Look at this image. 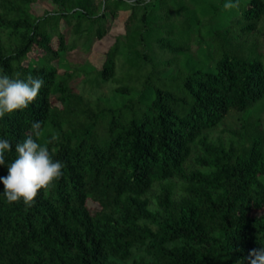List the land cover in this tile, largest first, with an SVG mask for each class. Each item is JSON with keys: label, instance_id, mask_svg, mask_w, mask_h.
Masks as SVG:
<instances>
[{"label": "trees", "instance_id": "1", "mask_svg": "<svg viewBox=\"0 0 264 264\" xmlns=\"http://www.w3.org/2000/svg\"><path fill=\"white\" fill-rule=\"evenodd\" d=\"M217 1L0 0V75L44 80L0 118V177L35 121L64 164L31 207L0 183V264H248L264 246V0ZM121 12L102 67L66 59ZM230 111L240 126L212 140Z\"/></svg>", "mask_w": 264, "mask_h": 264}, {"label": "clouds", "instance_id": "2", "mask_svg": "<svg viewBox=\"0 0 264 264\" xmlns=\"http://www.w3.org/2000/svg\"><path fill=\"white\" fill-rule=\"evenodd\" d=\"M238 7L232 0H225L223 8L232 10ZM44 85L40 77L29 75L26 80L0 75V118L29 107L38 98ZM43 122L31 124V131L23 141L15 144L16 157L7 166V176L0 177L3 184L2 195L8 203H19L31 207L38 194L47 192L62 176L64 164L54 160L49 145L57 141L58 136L41 143L44 133ZM13 150L7 139H0V166L5 165V154ZM248 264H264V246L250 249L245 258Z\"/></svg>", "mask_w": 264, "mask_h": 264}, {"label": "rangeland", "instance_id": "3", "mask_svg": "<svg viewBox=\"0 0 264 264\" xmlns=\"http://www.w3.org/2000/svg\"><path fill=\"white\" fill-rule=\"evenodd\" d=\"M214 3L220 5L217 0H215ZM45 9L55 10V6H53L51 3L48 2L39 3L34 6V10L38 15H40ZM128 15H129L128 12L120 13L119 17L114 20L110 28L109 34L103 40L94 43L89 55L84 56L82 53H78L75 51L68 53L66 59L68 61H72L75 64H82L85 67H88L89 65H94L98 68L102 67L104 61V55L106 54L110 45L115 41L114 38L118 35L125 34L126 32L125 21L128 18ZM222 17L223 16H221L219 20L216 22L217 25L222 23L221 22ZM179 20H182V16L179 17ZM258 40L261 45L264 44V36L258 37ZM103 91L108 92V88L107 87L104 88ZM239 117H240L239 113L235 111H230L219 126L209 129L206 132L209 134L212 140L216 142L222 141L223 143L228 144L232 138V134L227 131L237 129L240 126ZM259 117L264 125V109L259 113ZM199 154H200L199 147L194 145L192 149V155L190 159L187 161L186 166H189L190 168L196 166L194 160ZM178 186L179 185L177 184L175 188V198H177L181 194V191ZM157 189L158 186L155 187V190ZM151 208L152 209L155 208L154 203L151 204Z\"/></svg>", "mask_w": 264, "mask_h": 264}]
</instances>
